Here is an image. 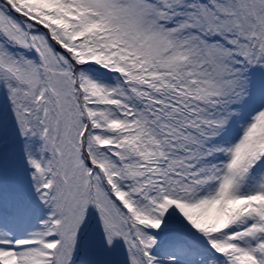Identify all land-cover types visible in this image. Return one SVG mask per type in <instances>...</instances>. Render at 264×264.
I'll return each mask as SVG.
<instances>
[{
  "label": "snow or ice",
  "instance_id": "obj_1",
  "mask_svg": "<svg viewBox=\"0 0 264 264\" xmlns=\"http://www.w3.org/2000/svg\"><path fill=\"white\" fill-rule=\"evenodd\" d=\"M0 264H264V0H0Z\"/></svg>",
  "mask_w": 264,
  "mask_h": 264
}]
</instances>
